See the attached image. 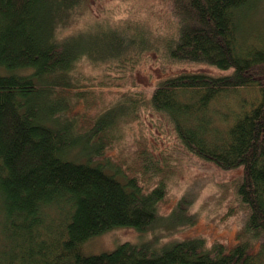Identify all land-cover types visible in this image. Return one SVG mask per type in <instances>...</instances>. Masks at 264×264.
<instances>
[{"label":"trees","instance_id":"obj_1","mask_svg":"<svg viewBox=\"0 0 264 264\" xmlns=\"http://www.w3.org/2000/svg\"><path fill=\"white\" fill-rule=\"evenodd\" d=\"M257 1L171 0L179 27L168 56L231 72H182L161 80L147 100L189 152L224 170L242 167L244 240L226 248L151 238L85 255L84 242L112 229L171 232L192 219L159 214L164 183L147 191L93 159L112 112L89 131H76L66 115L74 96L64 94L82 57L144 52L150 38L113 27L58 38L84 0H0V264H264V37L257 47L239 38ZM254 84L259 95L228 120L215 102Z\"/></svg>","mask_w":264,"mask_h":264},{"label":"rangeland","instance_id":"obj_2","mask_svg":"<svg viewBox=\"0 0 264 264\" xmlns=\"http://www.w3.org/2000/svg\"><path fill=\"white\" fill-rule=\"evenodd\" d=\"M110 27L127 34H144L150 38L149 49L140 52L127 47L118 56L82 57L64 90V95L74 96L66 115L75 123L76 131H89L97 117L112 112V128L98 134L103 142L101 155L93 159L113 168L120 180L137 178L147 191L164 183L159 214L183 213L192 219L174 225L171 232L157 229L142 234L131 228H115L88 239L80 251L85 255L100 254L124 242L139 244L151 238L155 243L202 238L206 247L238 244L245 238L243 226L249 214L248 206L237 194V184L243 179L242 167L224 170L189 152L169 119L147 102L158 83L167 77L182 72L227 75L231 70L220 71L168 56L166 45L176 39L179 27L171 0H84L70 22L56 30V36L64 38ZM242 28L240 44H262L264 0H258L247 12ZM258 95L259 87L254 84L234 90L215 103L221 111H228L231 120L241 102H251Z\"/></svg>","mask_w":264,"mask_h":264}]
</instances>
